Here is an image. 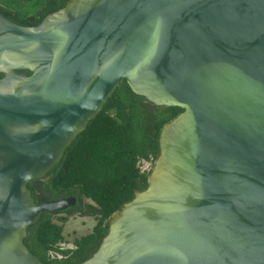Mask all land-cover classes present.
<instances>
[{"label":"water","instance_id":"water-1","mask_svg":"<svg viewBox=\"0 0 264 264\" xmlns=\"http://www.w3.org/2000/svg\"><path fill=\"white\" fill-rule=\"evenodd\" d=\"M0 75V264H43L28 230L75 198L38 205L29 184L122 81L182 112L81 264H264V0H69L30 27L0 13Z\"/></svg>","mask_w":264,"mask_h":264},{"label":"trees","instance_id":"trees-1","mask_svg":"<svg viewBox=\"0 0 264 264\" xmlns=\"http://www.w3.org/2000/svg\"><path fill=\"white\" fill-rule=\"evenodd\" d=\"M69 0H0V13L22 26H36ZM182 112L158 107L133 93L122 81L112 99L66 150L62 161L42 180L29 184L38 205L77 200L72 214L93 216L89 235L65 248L64 226L55 216L42 215L28 230L25 245L43 264H81L97 250L107 234V221L136 191L147 188V178L160 152L162 128ZM150 166V170L144 167ZM65 214V213H63Z\"/></svg>","mask_w":264,"mask_h":264},{"label":"rangeland","instance_id":"rangeland-1","mask_svg":"<svg viewBox=\"0 0 264 264\" xmlns=\"http://www.w3.org/2000/svg\"><path fill=\"white\" fill-rule=\"evenodd\" d=\"M150 170V166L146 165L144 170ZM56 219H67L66 221H58L60 225L64 226V235L66 242L65 248H72L76 239L89 235L97 224L96 218L93 216H81L72 214H58Z\"/></svg>","mask_w":264,"mask_h":264},{"label":"flooded vegetation","instance_id":"flooded-vegetation-1","mask_svg":"<svg viewBox=\"0 0 264 264\" xmlns=\"http://www.w3.org/2000/svg\"><path fill=\"white\" fill-rule=\"evenodd\" d=\"M21 73H26V72H22V71H21ZM2 77H3V75H0V78H2ZM67 199H68V198H67ZM69 199H71V198H69ZM63 200H66V199H63ZM76 203H77V200L75 199V203H74V204L68 206L65 210H62V211H59V212H61L62 214H63V213H65V214H72L73 211L75 210V208L73 209V207L76 206ZM81 214H82V213H81ZM81 214H72V215H81Z\"/></svg>","mask_w":264,"mask_h":264}]
</instances>
